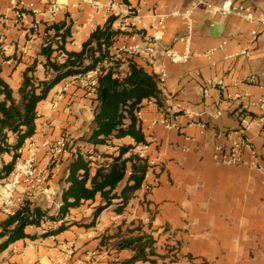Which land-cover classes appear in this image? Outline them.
<instances>
[{
    "label": "crops",
    "instance_id": "obj_1",
    "mask_svg": "<svg viewBox=\"0 0 264 264\" xmlns=\"http://www.w3.org/2000/svg\"><path fill=\"white\" fill-rule=\"evenodd\" d=\"M52 1L64 3L54 14L43 0H0V75L15 97L27 67L33 68L30 74L38 80L52 75L45 69L46 58L41 54V48L51 39H65L66 50L79 51V45L90 33L96 27H103L111 17L106 10L96 11L87 3L72 6L71 0ZM116 1L163 12L182 8L191 0ZM254 1L253 12L259 15L264 11V0ZM28 4H33L40 13L34 15ZM17 11L21 17L16 16ZM194 18L192 49L204 52L216 47L212 54L215 66L202 55H194L185 63L160 58L150 63L138 58L132 60L157 77L164 74L158 84L163 106L159 107L154 99H145L138 115L147 145L145 156L160 164L155 169L158 185L147 193L136 190L120 213L113 210V205L108 206L90 226L84 224L92 220L99 197L71 209L65 220L74 224L67 222L68 226L59 233L42 236L45 231L57 228L60 221L50 222L48 228L45 225L49 224L48 220L26 226L25 232L33 237L9 244L0 252V264H48L49 256L61 255L56 245L62 241L74 244L73 264H119L134 252L117 250L114 243L118 236L143 233L155 240L157 256L152 257L154 262L140 260L133 264H264V169L226 165L212 159L217 145H228L226 132L237 129L239 110L251 119L243 135L255 152L264 156L261 112L257 106H247V101L235 98L242 93L253 99L264 95V29L240 17L222 16L207 9L197 10ZM36 19L37 26L33 25ZM167 24L163 43L180 51L182 47L176 39L184 34L185 28L177 18L169 19ZM110 27L119 31L120 20L112 17ZM254 29L256 32L252 34ZM118 40L117 32L110 51ZM223 40L226 44L218 48ZM240 49H246L247 54L239 55ZM227 55L234 56L224 58ZM55 58L63 59L53 51L51 59ZM123 61L121 70H126L127 60L123 58ZM213 76L222 81V89L210 82ZM59 86L60 82L37 104L35 132L66 135L65 124L70 119L64 112L67 103L87 102L93 107V115L98 108L96 93L80 82L70 87L66 98L52 109L49 101ZM44 102L50 104L47 116ZM185 111L196 122L189 124ZM164 118L172 119L176 126L165 127L161 122ZM93 127L92 118L91 131ZM91 131L86 136L67 134V139L72 140L57 167L46 156H39V167L48 174L53 188L66 185L69 162L76 152L83 153L76 149L77 138L83 137L91 145L87 141ZM113 141L133 143L128 137ZM243 158L249 160V154L244 153ZM31 202L38 205L34 198ZM92 252L97 255L92 257Z\"/></svg>",
    "mask_w": 264,
    "mask_h": 264
},
{
    "label": "trees",
    "instance_id": "obj_2",
    "mask_svg": "<svg viewBox=\"0 0 264 264\" xmlns=\"http://www.w3.org/2000/svg\"><path fill=\"white\" fill-rule=\"evenodd\" d=\"M125 2L127 0H124ZM108 22L96 27L82 42L79 51H68L64 47L65 39H51L41 48L46 58L45 69L52 75L38 80L27 67L17 90V97L9 84L0 75V180L12 170L18 149L26 138L32 136L36 128L37 104L44 100L48 92L63 78L80 70L93 68L99 61L108 57L114 31ZM64 24V23H63ZM61 24V27L63 26ZM68 33V27L65 34ZM64 34V35H65ZM60 40V42L58 41ZM63 54V59H51V54ZM121 61H113L110 67L98 76L96 99L98 108L93 115L94 127L87 139L93 146H106L108 141L130 138L133 143L115 145L111 153H105L99 163L90 153L76 152L67 166L66 185L62 188L56 217L39 205L27 202L21 209L0 222V252L12 242L24 237H33L25 232L28 225H38L41 220L60 221L57 228L45 231L42 236L59 233L66 226L74 224L65 220L70 210L86 201L100 198L93 211V218L85 226L94 223L102 210L113 205L120 213L140 189L144 174L148 169L145 158L135 151L138 144H146L140 120L136 111L145 99H154L159 107L163 106L158 77L148 73L142 66L129 59L128 71L124 76L115 75L112 67L120 66ZM67 222L69 224L67 225ZM155 240L145 233L136 236H118L115 248L131 249L133 255L119 264H133L136 261L154 262L157 256L154 250Z\"/></svg>",
    "mask_w": 264,
    "mask_h": 264
},
{
    "label": "built area",
    "instance_id": "obj_3",
    "mask_svg": "<svg viewBox=\"0 0 264 264\" xmlns=\"http://www.w3.org/2000/svg\"><path fill=\"white\" fill-rule=\"evenodd\" d=\"M51 13H56L61 9L64 3L52 0H43ZM82 3L89 4L94 10H106V12L116 19L120 20L118 31V43L113 46L112 51L109 50L108 57L99 61L93 68L85 71H78L72 75L63 78L60 86L50 99L52 109H56L59 102L66 98L70 87L77 83H82L89 91L96 93L98 85V76L105 72L113 61L124 62L134 58L141 59L146 63L152 62L155 58L167 59L171 63H185L194 55H202L206 57L212 66L216 65V61L212 58V54L216 47L208 49L204 52L193 51L192 39L195 29L194 14L199 9H207L213 13L226 16L234 15L246 20L249 23L256 24L264 29V11L256 15L253 12L255 6L254 0H221L213 3L208 0H191L187 5L179 9L170 11H159L155 8L141 9L121 4L116 0H71L72 6H78ZM19 4H23L22 1ZM29 10L38 15L40 11L33 7V4L26 5ZM17 17H21V12H16ZM180 19L185 32L179 35L176 41L181 44V50L178 51L173 46L163 43L164 33L167 29L169 19ZM39 20H34L33 25L37 26ZM256 30L251 33L255 34ZM114 39V38H113ZM226 40H223L218 48L224 46ZM81 48V45H79ZM239 55L247 54L246 49H240ZM63 57V54H60ZM234 55H227L224 58H230ZM121 64L118 67H112L115 75L124 76L128 71L121 70ZM164 79V74L158 77V84ZM210 82L223 88V83L217 76H213ZM264 89V86H263ZM203 96H206V90H203ZM161 95V91H160ZM235 98L247 101V106H257L262 115V129L264 130V95L253 99L248 93L236 95ZM220 112L218 111L217 114ZM140 114V109L136 111V116ZM188 118V123L196 122L193 116L187 111L184 112ZM239 125L233 131H227L229 138L228 145H217L212 152V159L218 163L226 165H247L256 170L264 169V156L258 155L253 149L251 143L245 138L243 132L249 126L250 116L239 110ZM162 124L165 127H174L176 124L172 119L164 118ZM154 123V122H153ZM234 134L233 137L231 135ZM67 136L59 134L52 136L44 131H36L34 134L25 139L21 147L18 149V155L15 158L14 166L10 173L0 180V222L1 216L5 218L12 215L18 209H21L27 202H31L35 195L44 196L46 199H53L57 194L55 189L49 183L48 174L39 167V156L42 154L57 167L59 160L62 158L67 148ZM146 144H138L136 150L141 158H145L148 169L144 174L140 189L144 193L150 191L158 185V177L155 175V169L160 168V164L145 156ZM248 153L250 159L245 160L243 154ZM56 248L60 251V256H49L48 264H73L71 256L75 249L74 244L68 241L59 242ZM97 254L91 253L92 257ZM31 264H40L32 262Z\"/></svg>",
    "mask_w": 264,
    "mask_h": 264
},
{
    "label": "rangeland",
    "instance_id": "obj_4",
    "mask_svg": "<svg viewBox=\"0 0 264 264\" xmlns=\"http://www.w3.org/2000/svg\"><path fill=\"white\" fill-rule=\"evenodd\" d=\"M50 102V101H49ZM43 109H45V116H47V111L50 108V104L48 102L43 103ZM42 104V105H43ZM64 112L70 116V119L65 124L66 126V133L71 136H75L80 134L81 136H86L91 131L92 126V118H93V107L83 101H73L71 103H67L64 109ZM66 134V136H68ZM65 135V134H64ZM79 139L78 144L76 145V149L78 151H82L83 153H90L93 155L94 161L96 163H99L102 160V156L105 153H111L115 149V145H117L116 142L113 140L108 141L107 145H97L93 148L91 145H87L85 143V139L83 137H78ZM72 140V139H69ZM69 140L67 141V146L69 145ZM77 140H73V146H75L74 142ZM67 150V148H66ZM62 188L60 185L55 189L57 192L56 195H54L53 199L48 200L44 196L35 195L34 201L40 205L42 208H45L52 217H56L57 208L60 201V193L62 191ZM48 220V219H47ZM49 221V224H45L48 228L51 224ZM4 239V237L0 238V242Z\"/></svg>",
    "mask_w": 264,
    "mask_h": 264
}]
</instances>
